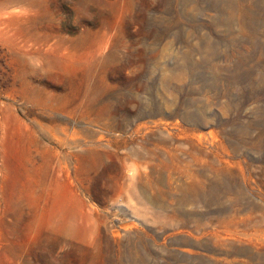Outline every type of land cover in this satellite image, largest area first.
Masks as SVG:
<instances>
[{"label": "rangeland", "instance_id": "rangeland-1", "mask_svg": "<svg viewBox=\"0 0 264 264\" xmlns=\"http://www.w3.org/2000/svg\"><path fill=\"white\" fill-rule=\"evenodd\" d=\"M0 264H264V0H0Z\"/></svg>", "mask_w": 264, "mask_h": 264}, {"label": "bare ground", "instance_id": "bare-ground-1", "mask_svg": "<svg viewBox=\"0 0 264 264\" xmlns=\"http://www.w3.org/2000/svg\"><path fill=\"white\" fill-rule=\"evenodd\" d=\"M13 16L12 18L10 17V20H17ZM50 60L51 63L63 67L67 71L74 70L76 64L69 58L58 56H51ZM38 216L41 218L39 219L40 221L54 220L56 228L71 237L87 241L91 235V232L78 224L80 220H88L89 215L80 210L75 202V197L71 195L67 186L63 183L54 182L50 185L47 205L44 210L39 212Z\"/></svg>", "mask_w": 264, "mask_h": 264}]
</instances>
